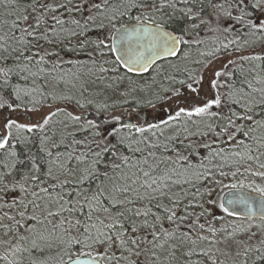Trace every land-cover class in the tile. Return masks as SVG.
<instances>
[{
  "label": "snow or ice",
  "instance_id": "6c2138e0",
  "mask_svg": "<svg viewBox=\"0 0 264 264\" xmlns=\"http://www.w3.org/2000/svg\"><path fill=\"white\" fill-rule=\"evenodd\" d=\"M0 9V264H264V0H0ZM237 25L243 45L239 35L222 45H237L235 71L223 69L236 59L217 69L215 52L195 61L198 76L170 63L187 79L163 76L179 86L160 84L144 101L151 120L123 107L127 98H89L127 82L119 95L139 104L132 94L165 72L157 61L187 60L184 47L202 43L192 32ZM153 66L149 83L129 75ZM93 105L98 118L88 119L80 110ZM21 107L27 122L13 116Z\"/></svg>",
  "mask_w": 264,
  "mask_h": 264
},
{
  "label": "trees",
  "instance_id": "16d2710c",
  "mask_svg": "<svg viewBox=\"0 0 264 264\" xmlns=\"http://www.w3.org/2000/svg\"><path fill=\"white\" fill-rule=\"evenodd\" d=\"M213 2L214 3H218L219 0H213ZM0 11H2V9H0ZM207 11L210 13L211 12V8H209ZM192 33H193L192 35L195 34L193 36L195 40H200L202 42L205 39L212 40L211 43L207 44L205 47H204V44L205 43H200V45L197 44V45H199V48L202 49V51L200 50V52H202L204 54V55H199V60L205 61V63L207 62V60H209L208 59V56H207V53H209L210 51H215L217 49V47H221L220 48V51H219V52H221V49L223 48L222 45L223 44H227L231 40H236L238 35L240 36V39L238 41V44L239 45H243L244 39L247 38V37H245L242 34L243 33V29H240L239 28V25H237V31L229 32V33H226V34L213 33L211 31H209L207 28H205L204 26H201V29H200L199 32H197V30H196V31H194ZM262 43H264V40H262ZM236 46L237 45H229V47L227 49H224L223 48V52H225V54H219V52L217 53V56L219 58L218 60H221V62L219 63V66H217V67L215 66L217 69H223L222 67H223V65L225 63H227V60L228 59H236L237 65L229 66L227 69H223L224 71H235L236 66H238L241 63L240 60H239V58H238L239 54L235 53V51H234L235 48H236ZM260 47H261V43H258L255 48H247V49H245L243 51V54L247 55V54H250L253 51L259 52L260 51ZM205 48H207V49H205ZM191 53H192V51L190 50V55H189L190 58H191ZM106 57L110 58L111 57V54L106 53ZM223 59L225 60L224 62H222ZM86 60H87V58L85 59V61ZM248 66L249 65L247 63L244 64V67L245 68H247ZM108 67H112V65H108ZM189 72L192 73L195 76H198L201 72H203V66L200 65L199 66V70L189 71ZM120 74L121 75H124L125 74L124 70L121 69L120 70ZM105 75L112 76L114 74L111 73V72H109V73H107ZM166 75H175V71L168 70V71H166ZM177 75H178V77L180 79H181V75H182V78H184L185 80L187 79L186 74L177 73ZM210 77H211V73H205V80H204V84H203L205 91H210L208 89V79ZM228 79H229L228 77H224V76H222L220 78L221 82H223L225 80H228ZM235 79H236V77L234 76L232 78V80L234 81ZM167 82H169V81H167ZM171 85H173V84H170V86ZM166 87L169 88L168 86H166ZM125 89H126V87L121 86L116 92H113V95H115L117 98L113 97L112 99H109L108 98V92L109 91L103 93L100 96L91 95V96H89V98L90 99H94L96 101V103H105L106 102V103H109V104H111L114 100L117 101L118 103H120V102H122L123 99L127 98L129 100V103L132 104V107L133 108H139L140 110H142V109H144V108L147 107V105H146V103H144V101L143 102H140L139 104H137V103H134L132 101L131 96H129V97H121L119 95V93L125 91ZM221 90L223 91V89H221ZM89 91L91 92L92 90L90 89ZM110 95H112V94H110ZM108 100H110V101H108ZM16 103H19V102H16ZM26 106L28 108H31L32 107L31 104H27ZM122 106L123 107H126L127 105H122ZM88 109L91 112L98 113L97 112V109L95 108L94 105L91 106V107H89V108H87V109H84V110L87 111ZM3 112H4V114L7 113L8 112V109H4ZM20 115H22L23 117H26L24 115V107H21L17 112H14L13 113V116L14 117H16V116L18 117ZM29 115H30V113H29ZM216 212H217L218 217H224L225 216V214L222 212V210L217 209Z\"/></svg>",
  "mask_w": 264,
  "mask_h": 264
},
{
  "label": "flooded vegetation",
  "instance_id": "af4514ba",
  "mask_svg": "<svg viewBox=\"0 0 264 264\" xmlns=\"http://www.w3.org/2000/svg\"><path fill=\"white\" fill-rule=\"evenodd\" d=\"M125 22H127V21H125ZM201 29V28H200ZM200 29H198L197 30V32H199L200 31ZM99 31L100 30H96V29H94L89 35H90V37L92 38V39H96L97 38V36H98V34H99ZM193 34V33H192ZM195 35V34H194ZM194 35H192V38L194 39ZM211 41L212 40H208V39H205L202 43H205L204 44V47L207 45V44H209V43H211ZM74 43V42H73ZM200 45V44H199ZM199 45H197V44H192V45H190V46H186V47H184V50L185 51H189L190 52V50L192 51V53H191V58L189 57L187 60H183V59H181V60H177L175 57H169L166 61H157V63L158 64H161L162 66H163V68L165 69V71H168V70H172L171 68H169V64L170 63H174V64H177L181 69H183V68H187L189 71H196V70H199V64H196L195 63V61H197V60H199V55H201V53L202 52H200V50L202 51V49L201 48H199ZM217 48H221V47H217ZM205 49H207V48H205ZM210 52H215V55H216V57H218L217 56V53L218 52H216V51H210ZM219 54H225V52H223V48L221 49V52H219ZM197 55V56H196ZM111 56H112V54H111ZM87 57H86V55H84L83 53L78 57V59H80L81 61H85V59H86ZM208 59H211L210 57H208ZM225 60L223 59L222 60V62H224ZM221 62V60H217L216 61V63H215V65L214 66H219V63ZM223 68V67H222ZM123 70V69H122ZM157 71V69L155 68V66H153V68L152 69H150L149 71H147V72H143V73H140V74H135V73H132V74H129L130 76H131V78H132V80H134V81H136L137 79H140V81L141 80H143L142 78H146L145 79V82H143V83H149V82H151V79H150V75L152 74V73H154V72H156ZM177 73H183V74H185V72L184 71H175V77H176V79L177 80H181V79H184V78H182V75H181V79L178 77V75H177ZM164 75H166V72H164V73H162L161 74V78L163 79V76ZM158 76H156V78H157ZM170 82H167L165 79H164V85L165 86H168V87H178L179 85H171L170 86ZM110 94H112V95H110ZM113 97H115V98H117L115 95H113V91H110L109 90V92H108V98L109 99H112ZM108 101H110V100H108ZM131 103H129V105H127L126 107H132V104L130 105ZM133 108V107H132ZM81 110H83V109H81ZM80 110V111H81ZM140 110V109H139ZM142 113H144L145 114V116H146V118L147 119H149V120H151L152 119V115H153V111H152V109L149 107V106H147L146 108H144V109H142V110H140ZM86 112V116H87V118L88 119H96V118H98V116L96 115V113L95 112H91L89 109L87 110V111H85ZM4 114V112H0V115H3ZM17 117V116H16Z\"/></svg>",
  "mask_w": 264,
  "mask_h": 264
},
{
  "label": "rangeland",
  "instance_id": "374dc122",
  "mask_svg": "<svg viewBox=\"0 0 264 264\" xmlns=\"http://www.w3.org/2000/svg\"><path fill=\"white\" fill-rule=\"evenodd\" d=\"M262 43V42H261ZM189 71V70H188ZM157 72V71H156ZM156 72H154V73H152L151 75H150V79L152 80V78H153V76H156ZM166 72V71H165ZM199 72V71H198ZM143 80H141L140 81V79H137L136 81H135V83L136 84H145V83H143V82H145V79L146 78H142ZM157 86L156 87H154V88H150V89H146L144 92H139V91H137L136 93H133V96H136L137 97V99L139 100V101H141V102H143V101H147V100H149V99H154V96H153V93L155 92V91H157V89H158V86L160 85V84H163V87H165V88H167L165 85H164V79H162L161 78V75L160 76H158L157 78ZM134 81V80H133ZM123 87H127V82H125V84L123 85ZM204 87V86H203ZM30 115H31V113H30ZM18 118L21 120V121H23V122H27V118L26 117H23L22 115H20V116H18ZM218 216V215H217ZM257 222H259V221H257Z\"/></svg>",
  "mask_w": 264,
  "mask_h": 264
},
{
  "label": "water",
  "instance_id": "95a60500",
  "mask_svg": "<svg viewBox=\"0 0 264 264\" xmlns=\"http://www.w3.org/2000/svg\"><path fill=\"white\" fill-rule=\"evenodd\" d=\"M142 73V72H141Z\"/></svg>",
  "mask_w": 264,
  "mask_h": 264
}]
</instances>
